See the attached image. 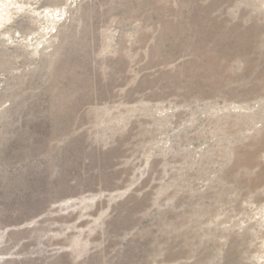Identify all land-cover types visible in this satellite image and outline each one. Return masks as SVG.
Here are the masks:
<instances>
[{"label": "rangeland", "instance_id": "374dc122", "mask_svg": "<svg viewBox=\"0 0 264 264\" xmlns=\"http://www.w3.org/2000/svg\"><path fill=\"white\" fill-rule=\"evenodd\" d=\"M0 264H264V0H0Z\"/></svg>", "mask_w": 264, "mask_h": 264}]
</instances>
